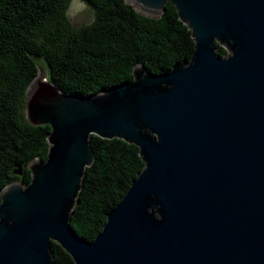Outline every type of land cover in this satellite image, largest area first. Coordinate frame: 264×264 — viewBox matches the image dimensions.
Masks as SVG:
<instances>
[{
    "label": "water",
    "instance_id": "obj_1",
    "mask_svg": "<svg viewBox=\"0 0 264 264\" xmlns=\"http://www.w3.org/2000/svg\"><path fill=\"white\" fill-rule=\"evenodd\" d=\"M125 2L150 18L172 3L192 57L89 96L38 67L25 115L50 126L47 156L0 191V264H52L51 241L75 264H264V0ZM92 134L136 145L144 167L89 241L70 218Z\"/></svg>",
    "mask_w": 264,
    "mask_h": 264
},
{
    "label": "trees",
    "instance_id": "obj_2",
    "mask_svg": "<svg viewBox=\"0 0 264 264\" xmlns=\"http://www.w3.org/2000/svg\"><path fill=\"white\" fill-rule=\"evenodd\" d=\"M82 1L93 18L77 26L67 13L70 0H0V191L12 182L28 184V164L46 160L50 126L32 125L25 115V90L40 65L61 92L89 96L130 80L136 64L157 74L192 57L191 29L172 3L150 18L125 0ZM215 46L218 55L228 54ZM89 145L94 159L82 177L70 225L91 241L144 162L138 147L123 139L92 134ZM49 252L52 264H75L55 241Z\"/></svg>",
    "mask_w": 264,
    "mask_h": 264
},
{
    "label": "rangeland",
    "instance_id": "obj_3",
    "mask_svg": "<svg viewBox=\"0 0 264 264\" xmlns=\"http://www.w3.org/2000/svg\"><path fill=\"white\" fill-rule=\"evenodd\" d=\"M67 13L77 26L88 23L93 18V11L82 0H70Z\"/></svg>",
    "mask_w": 264,
    "mask_h": 264
}]
</instances>
